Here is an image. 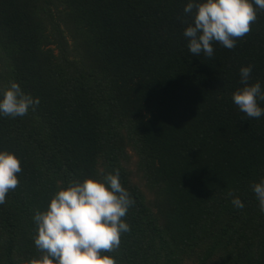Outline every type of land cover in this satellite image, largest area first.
Listing matches in <instances>:
<instances>
[{"label": "trees", "instance_id": "16d2710c", "mask_svg": "<svg viewBox=\"0 0 264 264\" xmlns=\"http://www.w3.org/2000/svg\"><path fill=\"white\" fill-rule=\"evenodd\" d=\"M188 0H0V90L38 97L0 117L21 161L0 205V264L39 256L33 215L69 181L119 169L135 205L116 264H264V117L239 111V70L264 86V10L212 58L184 38ZM264 108V101L260 102ZM239 197L237 208L231 200Z\"/></svg>", "mask_w": 264, "mask_h": 264}, {"label": "clouds", "instance_id": "9594fccd", "mask_svg": "<svg viewBox=\"0 0 264 264\" xmlns=\"http://www.w3.org/2000/svg\"><path fill=\"white\" fill-rule=\"evenodd\" d=\"M264 10V0H188L183 11L191 17L184 29L188 51L192 56L202 53L214 56L213 45L232 50L237 40L251 31L257 11ZM252 66L239 70L242 87L232 94V101L247 117H264V86L260 81L249 83ZM40 100L23 90L16 81L0 90V117H23L35 110ZM22 172L20 158L0 150V205L9 191L19 184ZM261 212H264V177L251 185ZM237 208L244 204L239 197L231 200ZM135 200L122 186L119 169H113L102 179L72 180L50 198L45 210H36L32 219L36 226L34 245L39 256L27 264H116L107 255L120 247L121 237L130 225L123 219Z\"/></svg>", "mask_w": 264, "mask_h": 264}]
</instances>
